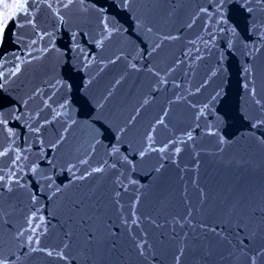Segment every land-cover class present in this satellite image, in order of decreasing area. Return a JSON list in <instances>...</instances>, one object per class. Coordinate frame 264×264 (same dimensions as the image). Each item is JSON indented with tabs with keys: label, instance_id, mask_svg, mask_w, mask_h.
<instances>
[{
	"label": "water",
	"instance_id": "1",
	"mask_svg": "<svg viewBox=\"0 0 264 264\" xmlns=\"http://www.w3.org/2000/svg\"><path fill=\"white\" fill-rule=\"evenodd\" d=\"M17 2L0 0V16L3 4ZM64 2L29 0L27 11L0 31V120L6 121L0 151L8 152L0 156V168L8 173L20 155L16 179L23 185L0 193V252L15 255L16 264H67L40 251L21 255L29 233L17 239L16 232L27 227L35 193L37 215L44 216L39 246L60 245L71 231L67 255L79 264H85L84 254L92 257L87 264H174L182 244L181 264L202 258L206 264H244L233 253L239 237L230 226L247 223L257 232L250 248L264 245V226L252 216L264 207V5L227 0L217 23L216 0H75L69 8ZM169 35L176 39H164ZM161 117L165 123L155 125ZM148 132L156 149L176 143L141 158ZM114 147L119 152L112 154ZM84 159L87 164L80 163ZM104 161L103 176L78 178ZM117 176L127 185V191L119 189L123 215L140 197L141 225L133 235L151 245L147 259L119 223L121 211L112 203ZM56 188L61 191L53 195ZM200 188L207 194L203 206ZM80 201L82 211L75 213L73 203ZM189 209L190 224L184 223ZM81 216L91 217L84 227L101 237L105 222L119 227L116 249L88 251ZM201 225L223 229L227 239L205 234Z\"/></svg>",
	"mask_w": 264,
	"mask_h": 264
},
{
	"label": "snow or ice",
	"instance_id": "2",
	"mask_svg": "<svg viewBox=\"0 0 264 264\" xmlns=\"http://www.w3.org/2000/svg\"><path fill=\"white\" fill-rule=\"evenodd\" d=\"M74 2L75 0H66V2L62 4V6L64 8H69ZM81 2H83V0H81ZM172 2H175V0H172ZM226 2L227 0H216V4H217L216 14L219 16L217 23L223 22V6ZM256 2L258 4L264 5V0H256ZM28 5H29V0H19V2L15 4H8V3L3 4L4 12L2 16H0V31H2V28L4 26H6L9 19H12L13 17H15L19 12H22V11L26 12ZM49 7H51V4H49ZM199 11L200 13H206L207 9L202 8ZM248 11L251 12L252 9H248ZM60 19L62 21L63 17L61 16ZM193 23H194V20H193ZM187 26L191 28L192 24H188ZM221 30L223 31L224 29H221ZM254 30H255V26H254ZM104 31L108 32L107 24H105ZM147 32L151 33L152 29L148 28ZM164 39L166 40L176 39V37L169 35V36H165ZM159 47H160V44H157L155 48H153V51H155L156 48H159ZM131 67L135 68L136 66L135 64H132ZM17 71H19V68H17ZM249 71L250 69L248 68L245 69V72H249ZM157 75H159V73H157ZM116 83L119 84L120 81L117 80ZM158 83L166 84L167 80L161 79L158 81ZM0 87H2V85H0ZM247 87L248 85L245 84V88ZM197 91H199V89H197ZM111 94L112 93L109 92L108 95L111 96ZM252 95L255 96V88L252 89ZM179 99H181V97H177V100ZM147 103H149V100L145 99L143 104H147ZM256 103L260 104L261 102L259 100H256ZM141 107H143V105H141ZM207 107L208 105L204 106V108H207ZM200 112L202 114L203 109H201ZM164 116H167L166 111L164 113ZM134 120H135V117H132V120L129 121V123H131ZM4 123H6V121L0 120V124H4ZM164 123H165L164 118L161 117L156 120L155 125H163ZM262 123H264V121H262ZM165 127H167V125H165ZM30 130L34 133H39L41 131V128L33 127ZM65 131H67V129H65ZM123 131L124 130L121 129V132ZM154 131H155V126H153L152 128V132ZM152 132H148L145 134L146 147L139 152V156L141 158H143L145 155H147L151 151H159L161 153H164L168 149L169 145L176 143L175 141L169 140L168 143H166L163 147L156 149L152 146V144L154 143ZM192 138H193L192 134L191 132H189L187 134V140H192ZM63 139L64 137L61 136L56 141V144L52 146L56 147V145L61 143ZM179 142L184 143L185 141L180 140ZM221 142L223 143V141ZM260 142L264 144V140H261ZM180 151H181L180 147L175 148L176 154H179ZM220 151H223V149H221ZM117 152H119V149L114 147L112 150V154H115ZM6 155H8L7 151H0V156H6ZM24 159L26 160L27 157H24ZM20 160H21V156L16 155L15 158L11 161V164L13 167L9 169L8 173H5L4 170L0 168V193L4 191L5 187L7 188L8 192L14 191L13 185L17 187H23V185L20 183V180L16 179L17 171L21 170L20 168L16 167L19 164ZM124 160L127 164L132 165L134 167L133 160H129L127 157H125ZM80 163L87 164L88 161L87 159H84V160H81ZM107 167H108V162L104 161L103 163H101L100 165L96 167H91L90 170H85L84 174H82L78 178L80 180H84L88 176L96 175V174L103 176L105 174V170ZM111 167L115 169L116 164H112ZM32 171L36 172V168L33 167ZM156 171L159 172L160 168H157ZM130 183H135V181H130ZM114 184L116 185V189L112 193V203L114 206L117 207L118 210L121 211V217H120L119 223L121 226H123L127 230L129 236L133 239L137 254L140 257H144L145 259H147V257H145V248L146 246L148 248H151V245H149L148 241L144 239L143 237L138 239L135 235H133L134 230L140 228V225H141V216L138 215L137 213V205L139 204L140 197L137 196L135 199V202L129 205L128 215H123L122 210L124 208V205L121 203V200H120L121 191L119 189H123L124 191H127V185H125L124 181L121 179L120 176L116 177ZM194 186L198 187V182H194ZM48 187L51 188L52 185L49 184ZM60 191H61L60 188H56L53 195H55L56 193ZM199 191H200V196H201V205L203 206L207 202V194L205 193L203 188H200ZM51 198L52 197H49V199ZM36 200H37V196L35 193H33L31 195V201L33 203V207L30 210L29 214L25 217V224L27 227H25L23 230H18L16 232L17 239L21 237H25V234L29 233L26 237L28 247L23 252H21V255L27 256V255H30L32 252L40 251V252L45 253L48 257H54L57 260L66 261L67 264H79L76 257L70 258L67 255L68 249L72 246V232L71 231H67L64 233L65 238L61 241L60 245H57L51 249H46V248L39 246L40 245V234H38V230L40 229L41 225L44 224V216L37 215L38 209L36 208ZM82 204H83L82 201L74 202L72 210L75 213H80L82 211ZM252 216L257 217L260 222V225L264 226V207L253 209ZM190 217H191V209H189L188 215L184 217V223L190 224L191 223ZM80 219L82 221L81 230H82L83 243L85 245V248L88 251L97 249L102 253L105 248H107L109 252H112L113 250L116 249L118 233L120 232L119 227H116L114 225L109 226V223L105 222L106 234L103 237H101V236H98L97 231L94 228L84 227V224H86L87 220L91 219V217L81 216ZM144 219H149V218L144 217ZM151 222L154 225L156 224L155 220H152ZM176 223H180V221H176ZM181 227H184V224H181ZM200 227L205 232V234L210 233L218 237L220 240L227 239V237L223 235V229L218 230L216 226L209 227L206 225H201ZM141 231H143V229H141ZM230 231H234L236 236L239 237L238 245H233V253L238 251L240 254V256L236 257V259H240V257H243L244 264H264V245L256 248L255 250H252L250 248L251 241L254 240L257 235L256 231H249L248 224L241 223V222H237L234 226H230ZM187 235H188L187 233L184 234L185 240L187 239ZM228 243L231 244L232 243L231 240H228ZM186 248H187L186 244H182L178 248L176 255L173 257L174 264H181V260L185 254ZM193 250L194 251L196 250L195 245H194ZM233 253H229V256H232ZM209 255H210V252L207 250V248H205L204 257H207ZM83 259L85 260V264H87V261L92 259V257H89L86 254H84ZM153 259H155V257H153ZM101 260H102V256H101ZM16 261H17V257L15 255L10 254L8 256H5L2 252H0V264H16ZM198 264H206V260H203L202 258V261H198Z\"/></svg>",
	"mask_w": 264,
	"mask_h": 264
}]
</instances>
